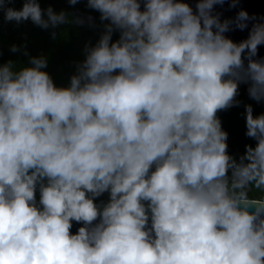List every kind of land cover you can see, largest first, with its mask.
Masks as SVG:
<instances>
[{
    "label": "clouds",
    "instance_id": "clouds-1",
    "mask_svg": "<svg viewBox=\"0 0 264 264\" xmlns=\"http://www.w3.org/2000/svg\"><path fill=\"white\" fill-rule=\"evenodd\" d=\"M16 2L0 0V32L97 39L66 84L27 43L5 61L0 39V264H264V112L244 104L238 155L218 115L242 85L264 103V16L217 11L242 0Z\"/></svg>",
    "mask_w": 264,
    "mask_h": 264
},
{
    "label": "trees",
    "instance_id": "trees-1",
    "mask_svg": "<svg viewBox=\"0 0 264 264\" xmlns=\"http://www.w3.org/2000/svg\"><path fill=\"white\" fill-rule=\"evenodd\" d=\"M16 9L21 7V3L17 0L16 3L10 5ZM42 7H47L48 3H42ZM52 6L56 10L67 9L69 12L74 11L66 3L55 0ZM78 9L84 10V5H77ZM26 30L29 32L27 33ZM58 39L54 42L50 38L49 32L39 29L31 24V22L23 23L16 26L14 22L4 23L0 39H2L3 59H13L16 61H26V57L19 54L9 52L11 44L22 45L27 43L29 52L32 55L44 53L49 57L48 70L54 76L57 84H66L69 75L73 71V61H76L81 55V50L86 41L97 39L96 33L86 28H77L74 25L64 26L56 30ZM238 99L242 101L239 107H233L229 110L218 113L224 130L229 133V151L234 155L242 154L244 145L252 143L245 136V117L244 104L251 103L254 108V114L264 112V103L256 104L247 96L245 86H241ZM106 198V197H105Z\"/></svg>",
    "mask_w": 264,
    "mask_h": 264
},
{
    "label": "water",
    "instance_id": "water-1",
    "mask_svg": "<svg viewBox=\"0 0 264 264\" xmlns=\"http://www.w3.org/2000/svg\"><path fill=\"white\" fill-rule=\"evenodd\" d=\"M240 8H243L249 12V14H256L258 17L264 16V0H242V3L235 9H230L229 5L226 3L222 8L217 7V11L223 13V17H234ZM228 35L236 42L245 39L248 35V31L243 32L237 30L228 33ZM259 55L264 57V46H261L259 50ZM79 225L74 224L72 231L75 232Z\"/></svg>",
    "mask_w": 264,
    "mask_h": 264
},
{
    "label": "rangeland",
    "instance_id": "rangeland-1",
    "mask_svg": "<svg viewBox=\"0 0 264 264\" xmlns=\"http://www.w3.org/2000/svg\"><path fill=\"white\" fill-rule=\"evenodd\" d=\"M26 32L28 33L29 31L26 30ZM79 59H82V56H78L77 60H79Z\"/></svg>",
    "mask_w": 264,
    "mask_h": 264
}]
</instances>
